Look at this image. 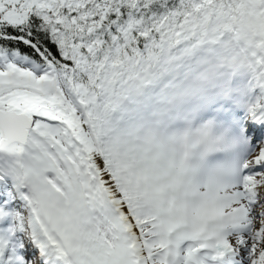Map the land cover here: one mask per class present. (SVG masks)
Listing matches in <instances>:
<instances>
[{
    "label": "snow or ice",
    "instance_id": "1",
    "mask_svg": "<svg viewBox=\"0 0 264 264\" xmlns=\"http://www.w3.org/2000/svg\"><path fill=\"white\" fill-rule=\"evenodd\" d=\"M0 264H264V0H0Z\"/></svg>",
    "mask_w": 264,
    "mask_h": 264
}]
</instances>
